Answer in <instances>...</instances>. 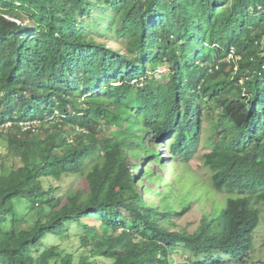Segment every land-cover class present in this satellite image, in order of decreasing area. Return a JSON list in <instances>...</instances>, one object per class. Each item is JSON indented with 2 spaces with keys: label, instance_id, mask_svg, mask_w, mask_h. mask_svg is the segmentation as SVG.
Instances as JSON below:
<instances>
[{
  "label": "trees",
  "instance_id": "16d2710c",
  "mask_svg": "<svg viewBox=\"0 0 264 264\" xmlns=\"http://www.w3.org/2000/svg\"><path fill=\"white\" fill-rule=\"evenodd\" d=\"M170 136L173 160L207 144V177L146 197ZM0 137V264H254L264 0H0ZM74 175L87 186L64 190ZM192 209L196 227L177 222ZM73 223L77 250L48 243Z\"/></svg>",
  "mask_w": 264,
  "mask_h": 264
},
{
  "label": "rangeland",
  "instance_id": "374dc122",
  "mask_svg": "<svg viewBox=\"0 0 264 264\" xmlns=\"http://www.w3.org/2000/svg\"><path fill=\"white\" fill-rule=\"evenodd\" d=\"M158 68L157 70L153 71V69H151L148 72V76L150 78L155 77V78H160L163 81H167V79L169 78V70L167 68V66L164 65H156ZM112 85L115 86H119L120 83H113ZM249 110V108H248ZM248 110L245 109H239V112L242 114H247ZM57 112V111H56ZM55 112V113H56ZM209 112H211L210 109L206 108L204 109V113L206 115V117L204 116L203 118V123H202V127H201V141H204L208 138V135L205 133L206 130H208L210 132L211 127H210V122H212V120L214 122H217L218 119V115H214L213 117H210ZM209 114V115H208ZM56 118V117H55ZM53 120V119H52ZM40 121V120H38ZM37 122V121H36ZM208 123V124H207ZM7 125H9V127L11 128V122L10 123H5ZM44 126V130H47V128H50V124L49 123H43ZM172 140H174L173 136H170L167 141L164 140V142H162V140H158L157 142H159V145H155L154 143L150 144V146H152L153 148H161L162 150V154L160 155L162 159V163L160 164L159 162L153 160L152 163H145V165L147 167H152L154 169V172L157 174H161L165 179H163V183L164 185H160L159 183L156 182H152L150 181L148 178L144 177V182L143 183H138V185L140 186L141 191L144 193V196L146 197H150V194H148L146 192V189H144V185L146 184H151L153 187L156 188H160L163 191H166V185L169 184L168 181L172 182V186L175 187L177 189V193L175 195H179L183 192H185L184 188L186 186L189 185H193L196 184V182L190 181L189 178L196 176L199 174V176L202 177H207V170L204 167V163L201 161V154L204 152H207L209 149L207 147V144L200 143L199 147H198V152L189 160L186 159H172V157L169 155L170 150H169V146L172 142ZM160 146V147H159ZM6 145L2 142L1 137H0V151L5 152L6 150ZM129 163H132L133 161L140 163V160L138 159H132L131 157L127 158ZM11 161H8L7 164H10ZM173 168V169H172ZM135 171H137V169H135ZM183 178L185 179L183 181ZM144 184V185H143ZM203 184V182H202ZM70 186L72 188H80L81 186H87L85 180L83 179H79L77 176H71V177H65L64 181H63V187L64 190L70 188ZM142 186V187H141ZM198 186V185H197ZM153 198L155 199V201H158V198L156 196H153ZM211 194H208V204H209V208H212V199H211ZM258 206L261 208L262 210V220H261V224L259 225L258 229H257V251L255 253V259H254V264H263L262 261H264V203H259ZM197 210L196 209H192L190 212L186 213L183 217H181L180 219H177V222H179L180 224L183 225H188V226H197V221H198V216L197 215ZM82 228L76 224L73 223L70 226V234H69V239L68 240H64L60 237L57 236H52L51 238L48 239V243L49 244H61V246L63 248H70L71 247L72 250H77V245H75L77 242V239L73 236L75 234H77L78 232H81ZM74 243V244H73ZM80 250V249H78ZM186 252V251H185ZM183 253V252H182ZM81 254V252H80ZM80 254H78V257L81 256ZM185 257L190 256V258L192 259H197L194 255L190 254V253H184ZM172 257L174 258H178L176 254L172 255Z\"/></svg>",
  "mask_w": 264,
  "mask_h": 264
},
{
  "label": "built area",
  "instance_id": "2783aa9c",
  "mask_svg": "<svg viewBox=\"0 0 264 264\" xmlns=\"http://www.w3.org/2000/svg\"><path fill=\"white\" fill-rule=\"evenodd\" d=\"M56 113H57V112H56ZM36 121H37V122H36ZM36 121H34V122H33V124H31V126H33V127H34V129H35V128H38V126H39V123H40V121H38V120H36ZM9 125H10V124H9ZM9 125H7V124H6V126H7V127H9ZM22 125H23V126H24V128H26V129H27V128H28V126H29V125H28V124H26V123H22Z\"/></svg>",
  "mask_w": 264,
  "mask_h": 264
}]
</instances>
